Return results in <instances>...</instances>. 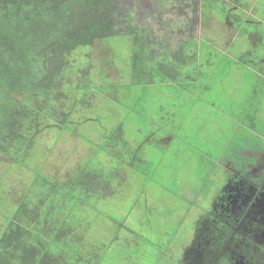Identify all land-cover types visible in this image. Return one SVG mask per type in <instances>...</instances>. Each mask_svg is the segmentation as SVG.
Segmentation results:
<instances>
[{"label":"rangeland","instance_id":"374dc122","mask_svg":"<svg viewBox=\"0 0 264 264\" xmlns=\"http://www.w3.org/2000/svg\"><path fill=\"white\" fill-rule=\"evenodd\" d=\"M110 1L116 4L113 16L121 26L123 21L117 19V11L125 4L133 10L140 27L151 28L152 33L146 36L151 45L149 51L162 56L151 60L152 52L146 55L143 50L140 55L135 41L127 35L99 38L92 46L69 56L62 79L54 81L59 87L64 85L61 98L64 92L69 95L64 98L65 111L52 109L51 114L62 112L71 116L67 124L70 129L55 127L50 118L51 125L36 138L31 157L19 168L17 161L12 162L0 153V205L3 206L0 232L7 222L5 213L14 209L13 202L18 203L29 195L26 191L29 192L34 176L31 169L39 166L41 160L47 157L45 176L67 182L95 153L91 165L103 166V174L110 173L113 178L106 183V190L99 187L86 203H80L84 219L80 227L92 223L89 233L92 243L107 244L99 264H177L181 261L179 250L191 242L199 218L213 206V200L233 177L224 166L235 156L239 163L240 155L236 151L247 147L246 134L243 135L247 129L239 126V121L244 123L242 112L256 109L261 112L259 122L264 121V81L259 71H238L227 64L232 55L240 54L234 52L239 46L261 55L264 22L250 25L234 18L264 19V0H245L254 4L252 12L237 9L234 0ZM226 19L234 23V30L240 31L237 46H226L218 39H223L227 32L218 21L226 25ZM216 23L219 27H215ZM261 36L260 42L251 40ZM39 41L44 48L45 40ZM164 41L165 49L159 50L158 42ZM179 48H183V55L189 56V60L192 54L187 52L197 51L196 59L175 62L170 57ZM225 48L223 62L215 70L202 69L198 71L200 76L196 74L192 79L197 68L205 66L210 58H218L221 54L218 50ZM210 51L214 53L212 57ZM36 52L44 55L43 50ZM167 52L171 53L170 57ZM163 65L174 76L158 69ZM87 68L88 75L84 76ZM68 84L83 88L78 92L68 91ZM36 90L45 99L41 81ZM34 103L42 105L40 101ZM22 106L30 108L27 101ZM245 121L248 123L246 118ZM22 123L31 130L37 128L30 121L22 120ZM45 123L50 124L47 119ZM256 130L260 135L253 133L250 137L264 142V126L260 128L259 123ZM16 133L5 135L13 142L30 132L13 128V134ZM79 156L84 159L81 161ZM18 157L25 158L23 154ZM122 162L125 163L118 165ZM41 194L38 192L35 197ZM256 199L253 210H260L264 198ZM244 229L238 228L241 233ZM236 237L235 246L241 242ZM252 237L254 241L264 239V228L257 229ZM251 247L245 246L249 251L239 264H259L250 256L258 253ZM90 250L92 254L101 253L97 246ZM230 261L227 258L221 264H231Z\"/></svg>","mask_w":264,"mask_h":264},{"label":"trees","instance_id":"16d2710c","mask_svg":"<svg viewBox=\"0 0 264 264\" xmlns=\"http://www.w3.org/2000/svg\"><path fill=\"white\" fill-rule=\"evenodd\" d=\"M115 6L116 4L110 0H0V153L16 159V155L27 146L31 152L37 145L36 140L44 134V129L51 125L50 118L53 119L52 124H56L55 127L70 129L67 124L71 116L62 112L53 115L51 110L58 108L65 111L64 98L69 95L64 92L61 98L64 85L59 87L54 81L60 80L63 71L67 69L66 60L78 49L92 46L99 38L106 40L112 36L127 35L135 41L136 51L140 55L143 50L146 55L152 52L151 60H157V57L162 56L156 55L155 51H149L151 45L147 43L146 36L152 33L151 28L140 27L133 10L125 4L117 11V19L123 21L121 26L113 16ZM40 39L46 42L44 48L40 46L42 44ZM158 43L159 50L165 49L163 42ZM41 50L44 52L42 56L36 52ZM196 55L197 53L192 54V57ZM148 60L147 58L146 61ZM44 62H48L46 66ZM52 65L55 66L54 69L51 68ZM162 67L164 65L158 69L162 70ZM32 69L34 73L31 72ZM88 72L87 68L83 75H88ZM134 74L136 75V72ZM166 74L174 76L171 71H166ZM38 76L40 78L37 80ZM40 81L45 89V99L41 91L36 90V85ZM68 86L70 88L67 90L74 92L83 88L72 87L69 84ZM35 91L37 93L34 94ZM6 94H9L8 99H12L13 102L19 100L11 110L7 108L4 100ZM17 95L24 96V99H18ZM26 101L30 104L29 110L22 106ZM34 101H40L42 105L38 106ZM71 110L74 111L75 107ZM62 116L63 120H60ZM45 119L50 124L45 123ZM22 120L30 121V124L36 125L37 128L31 130L22 123ZM13 128L18 132L27 130L30 133L23 134L18 138H22L21 140L16 139L12 142L5 134L17 135L18 133L13 134ZM35 132L38 134L31 141L30 138L34 137ZM109 153L113 154L112 151ZM98 165L84 163L74 172L68 183L37 172L30 183L29 195L18 203L13 202L14 209L5 213L7 222L0 232V264L102 262L103 249H107V244L92 243L89 238L92 223L90 225L88 223L84 228L80 227L84 220L83 213L80 212V203H86L97 188L102 187L106 190L108 188L106 183L113 178L110 173L104 175L103 167ZM38 192L42 194L35 197ZM30 205H34L33 208ZM1 207L3 206L0 205ZM34 214L36 215L33 216ZM245 216L247 214L243 212L238 215L240 220L247 222L249 218ZM237 221L233 223L234 229H225L227 236L223 233V240L232 236L233 231L236 236L243 235L237 230L240 225V221ZM208 226L201 219L180 264H201V261L205 260L206 254H201V250L213 240V229L208 230ZM93 246H97L101 253L92 254L90 248Z\"/></svg>","mask_w":264,"mask_h":264},{"label":"crops","instance_id":"0c3cea01","mask_svg":"<svg viewBox=\"0 0 264 264\" xmlns=\"http://www.w3.org/2000/svg\"><path fill=\"white\" fill-rule=\"evenodd\" d=\"M234 4H235L234 7H236L237 9H242L244 11H245V9H247L246 12H252V9L254 7V4L251 5L248 1H245V0H237V3H235V0H234ZM234 20L235 21L241 20L242 22H247L250 25H257V24L259 25V23L264 22V19H260L259 21H254V20H249V19L243 20L241 18H239V19L234 18ZM218 23H221L220 27L227 29L226 30L227 32L223 36V39L218 38L219 41L226 46H232V45L237 46V37L240 34V31L238 29L234 30L236 28L234 23H232V21H230L229 19H226V21H225L226 25L224 23H222V21H218ZM215 27H219V25H217V23H216ZM247 32L248 31H245V33H247ZM262 38L263 37L261 36V37H256L255 39L251 38V40H253V42H254V40H256L257 42H260ZM163 44H166V41H164ZM226 48H228V47H226ZM226 48L224 50H220V49L218 50L221 53L218 58H210L207 60V64L205 66L203 65L202 67L197 68V72L195 74L191 75L192 79H195L196 74L200 76L201 72H199V74H198V71H202V69L215 70L218 67V65L223 62L224 56H222V55L226 53V51H225ZM182 49L183 48H179L176 52H173L172 54L173 55L175 54L174 57H170L171 53H168V56L170 58H173L174 61L177 60V62H192V61H194V59H196L195 57L197 55L195 57H191L192 59L189 60V56L183 55V53H185V52L182 51ZM262 51L260 53L261 55H256V54L254 55L253 50L251 48L247 49V47H245V46L236 47L234 49V52L237 54L240 53L239 54L240 56L236 55V54L232 55L229 58V62H227V64H228V66H230V69L234 68V69H237L238 71L240 69L259 71L258 72L259 77L262 79V81H264V47H263ZM187 53H189L191 55V54L197 53V51L196 52L188 51ZM209 54L212 57L214 53H213V51L212 52L210 51ZM220 58H222V60ZM215 59H216V61H214ZM161 69H162L161 71H165V73H166V71H171L170 69H168V67L166 65H164V67H162ZM233 75H235V74H233ZM243 113H244V115H243L244 119L241 116V120H243L244 123L239 121V126H244V128L247 129V131H245L243 134V135L246 134L245 143L247 144V147L245 149L241 148V149L236 151V153L238 155H240L239 160H241V161L239 163L236 160L237 156H235L234 158H231V161H228V164L224 167L229 173L234 174L237 177H243V179L247 182V188H246L247 191L250 189H253L257 192H260V194H262L260 197L264 198V142H262L261 140L257 141L254 138L250 137V135L253 133L260 135V131L258 132L256 129H257L259 123H260V128L262 126H264V121H262L260 119V122H259L258 116L261 114V112L256 110V109L252 108V109H249L246 111L244 110V112H242V114ZM245 118L248 120V123L245 121ZM85 151H87L86 153H88L89 150L86 149ZM22 154L25 157L24 159L22 157H18L19 155H22ZM5 156H8V155H5ZM8 157L12 160V162L17 161L15 164L19 168L25 164L26 160H28V158L31 157V154H30L29 148L27 146V147H25L24 150H22L20 153H18V155H16V157H17L16 159H14L11 156H8ZM79 157H80L79 159H81V161L84 159L82 156H79ZM45 159L41 160L39 166H35L36 168L31 169L34 173L33 179L36 176L38 171L43 173L44 175H46L44 173L45 172L44 169L46 167L45 166V162H46ZM253 160H254V162H253ZM8 164H10V163H8ZM256 181H257V183H261V184L256 185ZM29 187H30V184H29ZM29 192L26 191V193H29Z\"/></svg>","mask_w":264,"mask_h":264},{"label":"flooded vegetation","instance_id":"af4514ba","mask_svg":"<svg viewBox=\"0 0 264 264\" xmlns=\"http://www.w3.org/2000/svg\"><path fill=\"white\" fill-rule=\"evenodd\" d=\"M6 96L7 98L5 101L8 106L7 108L11 110L13 109L14 104L17 105V102H13L12 99L9 100V94H6ZM95 158L96 156L94 153L92 158L87 160L85 164H91L90 162ZM232 175V179H230L228 184L221 189L217 198L213 200V206H211L208 212L199 218L198 223H200L202 219L205 225H209L207 228L208 230H210V228L213 229L212 242L209 241L207 246L203 247L201 250V254H206L205 260L201 261V264H221V262L227 258L232 260L230 261L231 264L244 262L243 258L249 251L248 248H245L246 245L247 247L252 246L251 249H256L258 251V253L250 255L251 258L257 259L259 264H264V239L257 238V241H254L252 237L257 229L264 228V206L260 205V210H253V208L256 207L255 203L258 201L256 198L260 197V194L253 189L247 191V182L243 177H237L234 174ZM71 178L72 177H70V179ZM236 206H239V209L242 207V210H237ZM244 209H246V211H244ZM241 211L247 214L248 217L245 216L249 218L247 222L239 219L238 215H241ZM252 213L253 216H251ZM203 219H205L206 222ZM237 220L240 221L238 228H245V231L243 230V233L240 232V235L243 234L244 236H239V240H241L242 243H236L237 246H235L233 245L237 238L235 231L232 230L233 232L231 234L233 235H228V237H230L224 240L223 233L226 234L225 229H234L235 226L233 227V223ZM183 246L185 245H181V247ZM188 246L189 245H187V247ZM187 247H184L181 251L179 250L181 261L184 258V252ZM181 261L177 264H180Z\"/></svg>","mask_w":264,"mask_h":264}]
</instances>
